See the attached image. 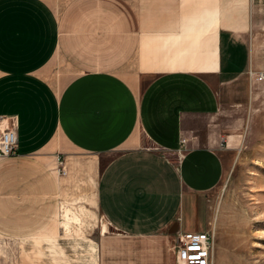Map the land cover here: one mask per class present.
I'll use <instances>...</instances> for the list:
<instances>
[{
    "label": "crops",
    "instance_id": "crops-1",
    "mask_svg": "<svg viewBox=\"0 0 264 264\" xmlns=\"http://www.w3.org/2000/svg\"><path fill=\"white\" fill-rule=\"evenodd\" d=\"M256 3L0 0V118L18 138L0 158V236L65 259L56 217L81 169L92 219L76 220L93 228L72 264H176L180 232L212 230L241 143Z\"/></svg>",
    "mask_w": 264,
    "mask_h": 264
},
{
    "label": "rangeland",
    "instance_id": "rangeland-1",
    "mask_svg": "<svg viewBox=\"0 0 264 264\" xmlns=\"http://www.w3.org/2000/svg\"><path fill=\"white\" fill-rule=\"evenodd\" d=\"M254 9L247 34L253 64L244 79L249 94L240 114L243 135L236 151L228 156L226 173L210 204L209 226L216 234L215 264H264V80L258 79L264 72V0H257ZM77 170L68 174L56 217V233L64 234L60 244L65 248V259L59 260L55 252H50L56 250L57 244L42 243L40 237L0 236V264H72L77 251L74 240L88 235L93 228L88 223L79 226L76 220L92 219L86 204L81 203L84 196L78 194L82 186L89 188V184L82 178L81 169ZM86 202H90L89 198ZM205 228L198 218L189 229ZM84 247L88 249L90 244Z\"/></svg>",
    "mask_w": 264,
    "mask_h": 264
},
{
    "label": "built area",
    "instance_id": "built-area-1",
    "mask_svg": "<svg viewBox=\"0 0 264 264\" xmlns=\"http://www.w3.org/2000/svg\"><path fill=\"white\" fill-rule=\"evenodd\" d=\"M264 80V72L258 78ZM16 119L0 118V158L12 156L17 146ZM62 174L67 173L66 166L60 161ZM216 239L213 230L202 232H180L177 241L176 264H215Z\"/></svg>",
    "mask_w": 264,
    "mask_h": 264
},
{
    "label": "bare ground",
    "instance_id": "bare-ground-1",
    "mask_svg": "<svg viewBox=\"0 0 264 264\" xmlns=\"http://www.w3.org/2000/svg\"><path fill=\"white\" fill-rule=\"evenodd\" d=\"M215 239H216V234H215Z\"/></svg>",
    "mask_w": 264,
    "mask_h": 264
}]
</instances>
